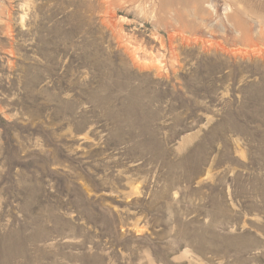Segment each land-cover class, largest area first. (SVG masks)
I'll return each instance as SVG.
<instances>
[{
    "label": "rangeland",
    "instance_id": "obj_1",
    "mask_svg": "<svg viewBox=\"0 0 264 264\" xmlns=\"http://www.w3.org/2000/svg\"><path fill=\"white\" fill-rule=\"evenodd\" d=\"M0 264H264V0H0Z\"/></svg>",
    "mask_w": 264,
    "mask_h": 264
}]
</instances>
